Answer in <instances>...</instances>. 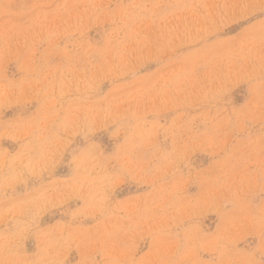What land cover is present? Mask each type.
<instances>
[{
	"label": "rangeland",
	"instance_id": "rangeland-1",
	"mask_svg": "<svg viewBox=\"0 0 264 264\" xmlns=\"http://www.w3.org/2000/svg\"><path fill=\"white\" fill-rule=\"evenodd\" d=\"M0 264H264V0H0Z\"/></svg>",
	"mask_w": 264,
	"mask_h": 264
}]
</instances>
